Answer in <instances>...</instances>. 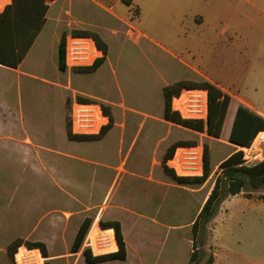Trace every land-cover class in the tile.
I'll list each match as a JSON object with an SVG mask.
<instances>
[{
	"label": "rangeland",
	"instance_id": "obj_1",
	"mask_svg": "<svg viewBox=\"0 0 264 264\" xmlns=\"http://www.w3.org/2000/svg\"><path fill=\"white\" fill-rule=\"evenodd\" d=\"M251 1L256 4L146 0L141 30L147 37L131 24L136 8L130 13L121 4L128 14L125 24L111 21L100 10L65 8L60 34L54 39L49 27L42 30L23 60L22 75L0 69V264H13L4 243L16 237L42 240L52 255L64 254L51 262L46 259L49 264H90L83 248L95 255L116 251L110 237L97 246L88 238L94 225L100 237H114L112 228L104 230L92 222L80 251L71 253L73 225L80 216L68 222L67 211L80 204L108 205L103 219L111 216L122 224L126 258L93 264H187L191 224L219 172L214 166L228 151L226 135L237 104L230 103L226 127L216 139L165 120L163 87L201 80L190 66L219 71L221 77L227 76L221 70L229 68L232 83L264 111V0ZM74 30L95 33L106 44V61L96 72L59 69L60 37ZM86 93L103 99L101 103L91 97L107 106L113 125L100 139L68 140L71 103ZM25 136L34 145L23 144ZM180 140L200 146L178 149L187 156L207 145L211 173L205 184L178 183L164 170L165 152ZM262 152L263 160L264 143ZM175 164L166 166L176 175L202 174L175 169ZM99 209L81 213L80 220L93 218ZM56 210H62L58 219L50 217ZM203 249L198 264H264V184L258 189L246 185L220 201L207 224Z\"/></svg>",
	"mask_w": 264,
	"mask_h": 264
},
{
	"label": "trees",
	"instance_id": "obj_2",
	"mask_svg": "<svg viewBox=\"0 0 264 264\" xmlns=\"http://www.w3.org/2000/svg\"><path fill=\"white\" fill-rule=\"evenodd\" d=\"M46 1L52 0H11L2 12H0V64L16 68L24 59L32 43L40 32L45 22V14L48 8ZM126 5H131L132 0H121ZM72 34L90 35L97 45L103 51V57L99 58L91 66L75 68L83 72L95 71L105 60L107 46L102 39L95 33L86 32L85 30H74ZM66 34H62L58 44V67L61 71L66 70L64 61V46ZM202 88L208 92V119L204 123L201 120L182 118L178 112L171 108V101L174 95H178L182 89ZM164 95V119L178 124L187 129L220 138L221 130L224 124L226 113L231 101V96L225 93L216 84L201 79L199 81L179 80L170 85L163 87ZM78 100L89 102L90 99L78 96ZM104 112L109 117V123L104 126L99 134L94 135H76L71 132L70 121L67 127V136L71 140H96L102 138L113 125L107 106H103ZM264 130V117L249 107L239 104L236 108L232 126L229 132L228 141L239 145L248 146L256 134ZM195 142L180 140L170 145L163 157L164 170L178 183H204L210 176V158L207 145H203V172L196 176L176 175L166 166L168 159L174 156L175 150L180 146H196ZM213 186L200 207L197 215L191 224L192 251L189 255L187 264H198L204 257L205 250L203 246L206 242L207 224L214 217L218 205L228 195H237L250 185L252 189H258L264 184V159L254 164H245L242 160L241 150L231 153L223 159L219 165ZM93 219L86 217L80 224L73 243L71 252L80 251L83 241L89 231ZM102 229L112 228L118 249L113 252L94 255L90 248H83L82 255L85 262L93 264L108 260H124L126 258V247L124 236L121 229V223L118 220L99 221ZM25 243L28 247H39L44 256L47 255L46 246L43 242L24 241L16 238L7 246V254L13 259L17 248ZM213 257L209 256L208 261L212 262ZM13 263V262H12ZM45 264H49L45 262Z\"/></svg>",
	"mask_w": 264,
	"mask_h": 264
},
{
	"label": "built area",
	"instance_id": "obj_3",
	"mask_svg": "<svg viewBox=\"0 0 264 264\" xmlns=\"http://www.w3.org/2000/svg\"><path fill=\"white\" fill-rule=\"evenodd\" d=\"M11 3V0H0V12ZM103 57L102 49L97 45L95 39L90 35L70 34L65 38L64 61L69 70L91 66L96 60ZM173 111L179 113L182 118L201 120L204 123L208 119V92L202 88L182 89L178 95H174L171 101ZM71 132L76 135L99 134L101 129L109 123V117L104 112L102 105L95 101L73 100L69 111ZM264 143V130L256 134L248 146H240L242 160L251 165L262 160V144ZM185 148L186 147H182ZM197 149V148H189ZM178 152V150H177ZM175 156L171 161L184 170H192L196 174L203 172L202 148L190 152H181L180 157ZM188 159H195L189 161ZM170 161V162H171ZM172 168V167H171ZM173 168V169H174ZM14 264H45L46 258L39 247L19 246L13 255Z\"/></svg>",
	"mask_w": 264,
	"mask_h": 264
},
{
	"label": "crops",
	"instance_id": "obj_4",
	"mask_svg": "<svg viewBox=\"0 0 264 264\" xmlns=\"http://www.w3.org/2000/svg\"><path fill=\"white\" fill-rule=\"evenodd\" d=\"M74 1H77V0H52V1H46L47 5H48V8H47V11H46V14H45V22H44V25L42 26L40 32L38 33L37 37L35 38L34 42L32 43L30 49L28 50V52L30 50H33L35 45L37 44V41L42 33V30L44 28H48V31L49 33L52 35V37H54V39L58 36V34H60V18L63 16V13H62V10L67 8V9H73V8H77V9H91V10H100L102 11L104 14L105 13H108V15H110L112 17V20L113 22H121L123 24L127 23L128 21V14L127 13H123V10H122V6L121 4H124L121 0H80L81 2H78V4L75 6L73 5ZM248 3H251V4H256L254 2H252L251 0H247ZM168 2H170V0H168ZM82 3H85L87 6H84L85 8H82ZM126 10L129 11L131 13V10L132 9H137L138 10V13H137V16L135 17V19H133L131 21V24L132 26L139 32V34L143 37H147V34L145 33V31H142L141 30V27H143V23H142V17H143V14L145 13V10L147 8V2L146 0H132V3L131 5H126ZM79 6V7H78ZM170 6V5H169ZM172 6V5H171ZM170 6V7H171ZM90 7V8H89ZM61 10V11H60ZM90 13H93L94 16L95 14L97 15L96 12H90ZM204 18V17H203ZM206 19L204 18V21L201 22L202 24L205 23ZM133 22V23H132ZM96 23V22H95ZM97 23L99 24V21H97ZM96 28H99L100 27H97L99 25H95ZM101 30V29H100ZM102 32V31H101ZM160 45V44H159ZM162 47L164 50H166L167 52H169V50L163 46H160ZM28 52L26 53L25 57L27 56ZM170 53V52H169ZM24 57V59H25ZM23 59V60H24ZM23 60L18 64V66L16 68H12V67H8V66H5V65H2L0 64V69L5 71V72H12V73H15V74H18V75H22V70H21V65L23 63ZM106 60L103 61V63L105 62ZM102 63V64H103ZM101 66V65H100ZM99 66V67H100ZM98 67V68H99ZM98 68L93 71V72H96L98 70ZM195 74L197 77H199L200 79H206L214 84H216L218 87H220L225 93L229 94L231 96V101L230 103L233 101V100H236V107H235V110L231 116V119H230V123H229V126H228V132H227V135H226V140L228 141V136H229V132H230V129H231V126H232V122H233V118H234V115H235V111H236V108L239 104H243L247 107H249L251 110L255 111L256 113L262 115L264 117V111L262 110H259L257 109L255 106H254V103L252 101H250L249 99H247L246 97H244L242 95V91L240 89V85L239 84H233L232 83V78L231 76L229 75V72H232L231 70H229V68H226V71H224L225 69L223 68L221 71H223L225 74H227V76L225 75V77H221L219 74V71L217 72H209L207 70H204V69H200V68H195V67H191L190 68ZM217 69V68H216ZM67 72L68 71H71L69 69H67ZM72 70H75V69H72ZM85 73H91V72H85ZM71 80V79H70ZM44 82H48L47 80H43ZM71 82V81H70ZM7 84H9V82H7ZM52 85H54L55 87H58V84H55V83H51ZM85 98H88L90 99V101H102L101 103H104L103 102V99L101 97H97L95 95H92V94H87L86 93V96H84ZM91 97H94L97 99H94V98H91ZM80 101V100H79ZM99 103V102H98ZM102 105V104H101ZM230 106V104H229ZM228 111H229V107H228V110H227V113H226V117H225V120H224V124H223V127H222V130H221V134L223 133L224 131V128L226 127V121H227V116H228ZM164 118V117H163ZM166 120V119H165ZM168 121V120H167ZM171 122V121H169ZM173 123V122H172ZM175 124V123H174ZM178 125V124H177ZM180 126V125H179ZM182 127V126H181ZM185 128V127H184ZM187 129V128H186ZM110 130V129H109ZM108 130V131H109ZM191 130V129H190ZM107 131V132H108ZM194 131V130H193ZM106 132V134H107ZM195 132H198V131H195ZM200 133H203V132H200ZM105 134V135H106ZM65 135L66 137L68 138L67 136V129H66V132H65ZM104 135V136H105ZM208 135V134H207ZM13 135L10 134V137H12ZM210 136V135H209ZM212 137V136H211ZM216 138V137H214ZM220 138H221V135H220ZM216 139H219V138H216ZM10 140L12 141H16L17 142V139H15V137H12ZM22 143L25 144V145H34V143L32 142V140L28 137V136H25L23 139H21ZM68 140H71L68 138ZM20 143V142H19ZM229 144H225L227 147H228V151L226 152V155L225 157H223V159H225L226 157H228L231 153L237 151L240 146L239 145H236V144H233L231 142L228 141ZM186 148H200V146L197 144L196 146H184ZM179 148H182V146L180 147H177L176 148V152ZM175 152V153H176ZM38 159H40V157H38ZM222 159V160H223ZM221 160V161H222ZM171 161V158L167 160L166 164L167 163H170ZM219 161L218 163H216V165L214 167H217L219 165V163L221 162ZM201 175V174H200ZM207 181V180H206ZM205 181V182H206ZM202 183V184H205ZM210 192V191H209ZM209 194V193H208ZM207 194V196H208ZM206 196V197H207ZM203 204V203H202ZM100 207V209L95 213L94 217L92 218L93 219V223H97L99 224V221H111V220H117L115 219L114 217H111V216H107L106 220L103 219L104 217V210H105V215L107 213V207L106 208H103V204L101 205H92V204H80V207H77L76 209H73V210H68L67 212L70 214L69 218H68V222L69 220L77 215H79V221L76 225H73V231L72 232H75V235H76V232L81 224V222L86 218V217H90V216H86L84 217L83 219L80 220V218L82 217L81 216V213H85L87 211H91V209L93 208H97V207ZM104 209V210H103ZM62 212L61 211H58L56 210L55 211V215H52L53 213H51L50 217H56L55 219H58L59 216L61 215L60 213ZM91 218V217H90ZM52 221L54 222V219H52ZM58 222V220H57ZM121 223V222H120ZM76 226V227H75ZM100 226V225H99ZM110 228V227H109ZM107 228V229H109ZM107 229H104V230H107ZM121 229H122V224H121ZM123 233V232H122ZM75 235H74V238H75ZM16 238H21V237H16ZM14 238V239H16ZM27 238V237H26ZM73 238V240H74ZM14 239H11L9 240L7 243L5 242L4 245L6 246V254H7V246L9 245L10 242H12ZM23 239V238H21ZM24 241H30V242H37V241H40V242H43L46 246V251H47V257L45 256L46 259H48V261L51 262V260L55 257H58V256H61V255H64V254H60V253H54L53 255L49 252V244H46V242L42 241V240H27V239H23ZM73 243V241H72ZM72 243H69L72 245ZM22 245H25L27 246L25 243H22L20 246ZM90 245L92 247V244L90 242ZM28 247V246H27ZM71 248V246H70ZM79 252V251H78ZM72 253V252H71ZM77 253V252H75ZM81 253H82V250H81ZM95 255V254H94ZM8 256V254H7ZM9 257V256H8ZM11 259V258H10ZM47 261V260H46ZM12 262H13V259H12ZM14 264V262H13Z\"/></svg>",
	"mask_w": 264,
	"mask_h": 264
},
{
	"label": "bare ground",
	"instance_id": "obj_5",
	"mask_svg": "<svg viewBox=\"0 0 264 264\" xmlns=\"http://www.w3.org/2000/svg\"><path fill=\"white\" fill-rule=\"evenodd\" d=\"M180 156H181V152L179 153V151H178L176 157H180ZM94 224H95V223H94ZM111 230H112V229H111ZM111 230H110V231H111ZM112 231H113V230H112ZM106 237H110V238H108V239H111V240H110V241H111V245H112V247L114 248L113 250H115V249L117 248V244H116L115 241H114V237L111 236V235H109V236H107V235H103V236L100 237V235H98V227H96V225H94V226L91 227L90 232H89V234H88V238L92 239V240L94 241V243L96 244V246H97L99 240H101L102 243L107 242V241H106ZM99 251H100V250H99Z\"/></svg>",
	"mask_w": 264,
	"mask_h": 264
}]
</instances>
